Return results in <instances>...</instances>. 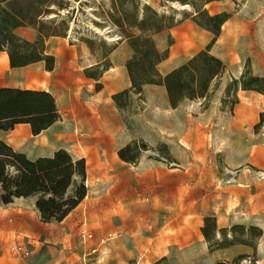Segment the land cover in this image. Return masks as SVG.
<instances>
[{"label": "rangeland", "instance_id": "rangeland-1", "mask_svg": "<svg viewBox=\"0 0 264 264\" xmlns=\"http://www.w3.org/2000/svg\"><path fill=\"white\" fill-rule=\"evenodd\" d=\"M58 1L51 0L39 28L96 58L128 44L112 17H163L164 29L150 33L156 46L185 58L215 37L195 23L197 9L225 13L210 47L225 69L206 99L175 108L154 84L118 91L126 93L114 101L113 129L74 109L41 136L24 133L15 150L30 159L59 149L83 158L86 194L63 220L45 222L36 196L5 204L0 191V264H264V98L241 92L250 77L264 76V0H190L195 6L135 0L123 8L113 0H62L61 8ZM123 31L140 34L127 26ZM4 54L0 65L6 67ZM44 75L43 68L13 69L4 80L12 88L44 90ZM252 141L262 148L249 162ZM127 145L128 161L118 155ZM80 181L76 176L75 184ZM205 217L215 218L216 229L207 235Z\"/></svg>", "mask_w": 264, "mask_h": 264}, {"label": "trees", "instance_id": "trees-1", "mask_svg": "<svg viewBox=\"0 0 264 264\" xmlns=\"http://www.w3.org/2000/svg\"><path fill=\"white\" fill-rule=\"evenodd\" d=\"M131 1L135 0H113L112 4L123 8ZM170 1L195 6L190 0ZM55 4L61 8L65 2L60 0ZM51 5V0H0V51L7 54L11 68L43 61L45 70L53 69L55 58L44 52L45 40L59 34L44 33L39 28L40 17L51 13ZM147 9V6L144 7L143 12ZM195 16V23L212 32L215 37L205 49L196 52L164 75L159 73L157 65L168 57L169 51H161L150 34L164 29L161 24L163 17H157L155 13L152 17L144 14L141 19H138L137 14L125 19L112 17V22L121 30L122 39H126L132 49L131 56L125 62L130 90L139 92L143 85H162L172 108L186 100L207 98L211 84L225 69L222 60L210 53V47L228 16L225 13L209 15L205 9H197ZM201 17L211 24L198 20ZM25 26L36 30L33 41L25 40L15 33L17 28ZM126 26L137 28L140 34L124 33ZM171 44L172 41L169 42ZM261 83H264V76H252L249 81L242 83L241 89L254 90L264 95V85H259ZM125 91L114 94L113 100L117 102ZM58 116L54 98L49 91L0 87V131H8L17 123H26L32 134L37 135L47 129ZM129 148L127 145L118 151V155L127 161L130 159L124 152ZM85 172L84 159H75L64 149L56 150L49 156L30 159L0 138L2 202L6 204L14 198L36 196L35 206L45 222L63 220L84 198ZM76 176L81 178L79 184H75ZM72 184L74 187L68 193ZM214 221V217L204 218L203 234L207 235L209 229L215 231Z\"/></svg>", "mask_w": 264, "mask_h": 264}, {"label": "crops", "instance_id": "crops-1", "mask_svg": "<svg viewBox=\"0 0 264 264\" xmlns=\"http://www.w3.org/2000/svg\"><path fill=\"white\" fill-rule=\"evenodd\" d=\"M15 33L25 40L33 41L37 32L34 28L25 26L17 28ZM63 40L65 38L59 35H51L45 40L44 52L53 55L55 58L54 67L50 71L45 70L43 61L11 68L7 56V66L0 65V87L12 86L4 80L6 70L29 68V70L35 69L40 72L43 68L45 74L43 81L48 86V89L44 90L54 93L57 111L61 117L69 111L78 109L83 117H89V119L94 120L95 124L103 126L106 123L109 124L107 125L109 128L113 129L117 123V107L112 96L118 91L128 89L131 85L125 62L131 56L132 49L126 42H122L105 56L96 58L89 50L84 51L83 46L67 41L65 43ZM4 53L0 51V57ZM193 54L195 52L181 58L172 55L169 51L168 57L157 65V69L160 74L164 75ZM156 86L165 91L162 85ZM241 92L250 94L249 97H252V93L261 96L258 92L253 91L241 90ZM261 97L264 98V95ZM47 129L36 136H41ZM29 131L31 132L29 125L17 123L12 129L0 131V133L7 134L8 137L5 141L9 145L14 149H20L26 139L21 136ZM253 138H256L255 135ZM259 144V142L254 141L249 143L246 152L247 161L251 162L254 150L262 148ZM53 152L46 156L52 155Z\"/></svg>", "mask_w": 264, "mask_h": 264}, {"label": "built area", "instance_id": "built-area-1", "mask_svg": "<svg viewBox=\"0 0 264 264\" xmlns=\"http://www.w3.org/2000/svg\"><path fill=\"white\" fill-rule=\"evenodd\" d=\"M84 233V236H87V237H91V234H85V231L83 232ZM16 248V251L17 252H20L23 253V255H25L26 253L22 250V247L20 245H18Z\"/></svg>", "mask_w": 264, "mask_h": 264}, {"label": "bare ground", "instance_id": "bare-ground-1", "mask_svg": "<svg viewBox=\"0 0 264 264\" xmlns=\"http://www.w3.org/2000/svg\"><path fill=\"white\" fill-rule=\"evenodd\" d=\"M186 8H187V6H181L182 10L186 9ZM3 65L7 66V55L6 54H4V57H3Z\"/></svg>", "mask_w": 264, "mask_h": 264}]
</instances>
